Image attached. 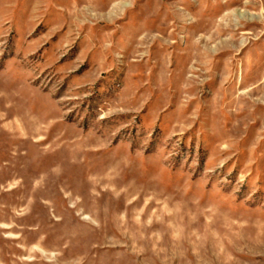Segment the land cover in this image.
Instances as JSON below:
<instances>
[{
	"label": "rangeland",
	"instance_id": "374dc122",
	"mask_svg": "<svg viewBox=\"0 0 264 264\" xmlns=\"http://www.w3.org/2000/svg\"><path fill=\"white\" fill-rule=\"evenodd\" d=\"M0 264H264V0H0Z\"/></svg>",
	"mask_w": 264,
	"mask_h": 264
}]
</instances>
